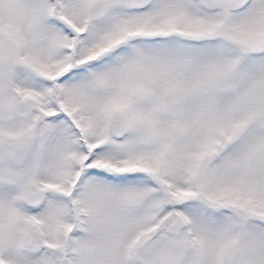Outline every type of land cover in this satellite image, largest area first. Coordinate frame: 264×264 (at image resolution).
Returning a JSON list of instances; mask_svg holds the SVG:
<instances>
[{
  "label": "snow or ice",
  "instance_id": "obj_1",
  "mask_svg": "<svg viewBox=\"0 0 264 264\" xmlns=\"http://www.w3.org/2000/svg\"><path fill=\"white\" fill-rule=\"evenodd\" d=\"M0 264H264V0H0Z\"/></svg>",
  "mask_w": 264,
  "mask_h": 264
}]
</instances>
